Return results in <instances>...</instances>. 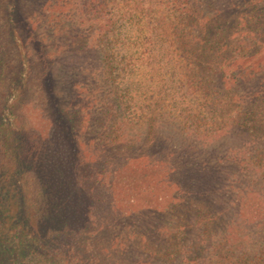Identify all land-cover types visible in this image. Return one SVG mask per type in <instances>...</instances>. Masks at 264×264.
I'll return each mask as SVG.
<instances>
[{"label":"rangeland","instance_id":"374dc122","mask_svg":"<svg viewBox=\"0 0 264 264\" xmlns=\"http://www.w3.org/2000/svg\"><path fill=\"white\" fill-rule=\"evenodd\" d=\"M68 1L24 3L38 5L37 21L54 28L46 38L50 54L70 50L65 56L73 62L89 37L86 31L67 37L59 31ZM200 1L192 0V7ZM137 2L150 8L141 14L146 38L160 42L138 60L135 81L143 84L145 98L137 100L134 92L138 104L130 115L140 123V137L125 144L105 136L100 126L109 118L108 93L93 89L83 73L79 82H66L58 92L63 108L75 109L81 155L94 163L93 171H100L96 161L109 159L103 192L122 225V238L128 231L131 247L142 251L134 258L139 264L167 233L155 227L161 217L182 230L176 245L190 255L183 264H255L264 252V0H203L210 20L197 21V28L186 14L179 15L181 4ZM191 26L211 42L201 58L183 53ZM214 42L220 46L215 53L209 48ZM117 83L121 88L122 78ZM30 89L25 117L44 133L49 124L41 118L45 103L36 80Z\"/></svg>","mask_w":264,"mask_h":264},{"label":"trees","instance_id":"16d2710c","mask_svg":"<svg viewBox=\"0 0 264 264\" xmlns=\"http://www.w3.org/2000/svg\"><path fill=\"white\" fill-rule=\"evenodd\" d=\"M24 1L0 0V264H139L134 258L142 251L131 247L128 231L122 238V225L103 192L109 159L96 161L100 171L84 161L76 140L75 109H64L65 99L58 92L66 82H79L77 76L87 74L93 89L108 93L109 118L100 126L105 136L134 143L141 134L139 121L130 115L138 104L134 92L137 100L145 98L143 84L135 81L138 60L160 44L146 38L147 24H142V12L150 8L137 0H131L133 5L128 0H69L59 31L66 37L86 31L89 37L72 62L65 56L70 50L61 56L50 54L46 38L54 28L37 21L38 5L30 8ZM202 2L193 7L192 0L169 3L181 4L179 15L186 14L196 26L197 21L210 20ZM199 26L198 32L204 29ZM196 32L193 26L186 30L189 41H183V53L201 58L211 42ZM218 47L214 42L209 48L215 53ZM62 60L71 65L61 69ZM34 80L45 103L41 118L49 124L44 133L25 117ZM163 218L155 227L167 233L155 242L145 264H183L190 255L183 245H176L182 230L173 219ZM262 253L255 264L264 260Z\"/></svg>","mask_w":264,"mask_h":264}]
</instances>
